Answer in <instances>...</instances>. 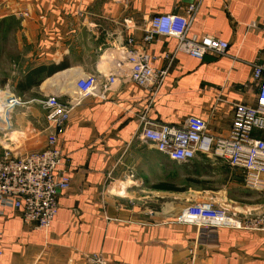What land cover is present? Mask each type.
<instances>
[{"label": "crops", "instance_id": "crops-1", "mask_svg": "<svg viewBox=\"0 0 264 264\" xmlns=\"http://www.w3.org/2000/svg\"><path fill=\"white\" fill-rule=\"evenodd\" d=\"M196 1L188 33L227 41L226 54L199 60L175 51L168 61L176 40L157 37L145 50L157 56L161 82H132L124 57L139 47L143 23ZM263 25L264 0H0V94L23 103L3 112L0 153L44 146L36 99H73L84 74L97 75L99 90L113 80L103 95L79 99L58 130L70 186L49 228L25 225L11 208L0 216V264H86L91 253L125 264H264V232L177 221L186 205L208 198L240 217L261 210L264 194L244 186L241 170L202 155L176 162L137 135L145 121L181 125L190 114L226 135L233 104L255 101L251 65L264 56ZM41 65L57 70L32 83L29 71Z\"/></svg>", "mask_w": 264, "mask_h": 264}, {"label": "built area", "instance_id": "built-area-1", "mask_svg": "<svg viewBox=\"0 0 264 264\" xmlns=\"http://www.w3.org/2000/svg\"><path fill=\"white\" fill-rule=\"evenodd\" d=\"M198 4L199 1L188 4L183 12L155 13L143 23L139 47L127 51L124 57L132 82L145 88H155L161 82L164 71L154 67L157 56L145 50V45L157 37L176 40L175 50L163 55L168 61L174 58L175 51L185 52L199 60L206 54H226L227 41L208 34L188 33ZM127 43L134 41L127 38ZM250 79L257 86L255 101L253 104H233L231 124L226 135L208 132L206 121L193 114L188 115L181 125L145 121L137 135L176 162H187L202 155L240 169L244 186L264 194V56L261 61L252 63ZM112 81V77H107L99 90L97 75L84 74L74 81L76 96L73 99L61 101L54 94L36 99L47 122L45 144L39 149L21 153L8 145L3 146L0 153V216L6 208H11L19 212L25 225L43 231L49 228L57 213V197L70 186L67 169L60 167L65 154L57 143L58 130L63 128L79 99L88 95H103ZM19 104H23L19 99L0 94V132L9 127L8 114L5 117L3 112L11 111ZM177 221L198 227L264 232V207L240 217L225 205L208 198L186 205ZM2 236L0 228V255L3 253ZM86 264L125 263L91 253L86 257Z\"/></svg>", "mask_w": 264, "mask_h": 264}, {"label": "trees", "instance_id": "trees-1", "mask_svg": "<svg viewBox=\"0 0 264 264\" xmlns=\"http://www.w3.org/2000/svg\"><path fill=\"white\" fill-rule=\"evenodd\" d=\"M56 67L54 65H49V66H37L29 71L28 74V79L33 82H38L42 80L43 77L49 76L52 73L56 71ZM174 190H178L177 188H174Z\"/></svg>", "mask_w": 264, "mask_h": 264}, {"label": "rangeland", "instance_id": "rangeland-1", "mask_svg": "<svg viewBox=\"0 0 264 264\" xmlns=\"http://www.w3.org/2000/svg\"><path fill=\"white\" fill-rule=\"evenodd\" d=\"M257 193V192H256ZM258 194V193H257ZM261 198H264V195L261 197Z\"/></svg>", "mask_w": 264, "mask_h": 264}]
</instances>
